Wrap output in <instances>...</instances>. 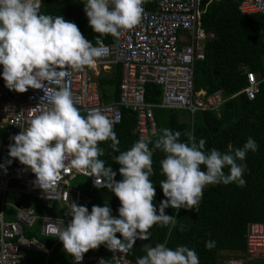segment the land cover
Instances as JSON below:
<instances>
[{
	"label": "clouds",
	"instance_id": "9594fccd",
	"mask_svg": "<svg viewBox=\"0 0 264 264\" xmlns=\"http://www.w3.org/2000/svg\"><path fill=\"white\" fill-rule=\"evenodd\" d=\"M145 2L83 0L89 27L99 34L93 45L75 23L62 15L41 13L39 0H0V78L8 90L17 93L42 90L41 100L49 105L46 110L39 106L32 109H39L38 114L11 138L9 157L29 168L35 176L34 185L44 192L70 168L94 177L95 186L102 182L120 202L118 215H113L109 204L93 205L89 211L85 205L72 203L71 221L59 231L58 240L74 264H81L85 253L101 245L113 253H128L137 240L150 239L149 230L154 225L175 226L177 219L165 214V209L198 208L209 185L245 186L247 165L243 162L247 153L258 149L249 137L241 148L230 147L223 153L214 148L206 150V140L197 142L193 134L185 133L187 142H182L180 132L163 128L153 134L155 139L142 136L130 149L121 151L113 122L101 109L81 115L64 83L66 77L71 72L95 68L98 59L109 51L103 38H119L138 25ZM49 85L56 87L49 92ZM109 140L112 151L119 153L113 159L120 165V181L115 179L117 172L99 159L105 153L98 145ZM156 151L164 155L160 188L166 198L158 209L150 179ZM205 247L212 249L215 241H206ZM142 248L145 255L138 257L136 264H200L196 251L184 245L173 249L165 241Z\"/></svg>",
	"mask_w": 264,
	"mask_h": 264
},
{
	"label": "trees",
	"instance_id": "16d2710c",
	"mask_svg": "<svg viewBox=\"0 0 264 264\" xmlns=\"http://www.w3.org/2000/svg\"><path fill=\"white\" fill-rule=\"evenodd\" d=\"M153 2L154 0H149L150 8L154 6ZM240 2L241 0H215L208 6L202 19L203 28L205 32L213 33L214 38L206 41L204 59L197 60L194 68L195 91H204L206 95L223 91L227 101L217 110L198 112L193 117L185 110L157 108L154 112L156 132H150L148 138L155 139L153 134L168 128L173 132H180L182 142H187L185 133L193 134L197 142L201 138L206 140V150L214 148L223 153L230 147L241 148L251 137L258 149L247 153L243 162L247 165L243 174L246 184L243 187L234 183L209 185L203 190L198 208L165 209V214L177 219L175 226L154 225L149 230V240H137L128 252V258L135 263L138 257L145 255L142 248L144 244L155 246L167 241L168 246L173 249L180 245L194 249L200 264H218L221 252L245 251L249 223L264 224V16L241 13ZM40 11L53 16L62 15L65 20L75 23L82 35L95 45L99 34L89 27L83 0H42ZM116 40L110 35L103 38L105 45L113 44ZM248 72L255 73L261 81L260 90L253 100L248 99L243 91L248 85ZM121 79V66L113 67L109 73L102 71L97 77L104 102L114 103L120 100ZM145 98L147 103L159 105L162 101L161 87L148 83ZM81 115L86 116L84 113ZM136 127V114L123 109L122 122L114 128L121 151L130 149L139 140ZM110 145V140L98 145L105 153L99 159L105 162L106 167L110 165L117 172L115 179L120 181V165L113 159L119 153L113 152ZM163 158V153H154V175L150 177L155 186L153 203L157 209L160 202L166 199L160 188V181L164 179L160 174V161ZM224 171L227 173L228 169ZM71 185L80 192L78 206L85 205L91 211L93 205L109 204L113 215H118L120 202L103 183L95 186L85 177H76ZM35 208L37 212L43 209L44 216L71 219V207L68 206L53 203L48 208L43 202L36 201ZM25 235L36 238L49 250L48 254H38L39 260H31L35 264H74L73 258L66 254L58 238H47L39 232L31 234L27 231ZM117 236L119 238V234ZM208 240L215 241V247L206 248ZM89 255L107 257L108 249L101 245L89 250L83 258Z\"/></svg>",
	"mask_w": 264,
	"mask_h": 264
},
{
	"label": "built area",
	"instance_id": "2783aa9c",
	"mask_svg": "<svg viewBox=\"0 0 264 264\" xmlns=\"http://www.w3.org/2000/svg\"><path fill=\"white\" fill-rule=\"evenodd\" d=\"M213 1L155 0L150 8L149 0H146L141 22L125 31L115 43L106 45L109 51L98 59L95 68L71 72L66 77L64 83L70 88L80 113L87 115L92 109H101L115 128L122 122L123 109L131 110L137 116L135 132L139 139L142 136L148 138L150 132H156V105L147 103L145 98L148 83L161 87L162 108L185 110L192 117L198 112L219 109L228 99L223 91L206 95L204 91L196 92L194 85L195 63L204 59L205 43L214 38L213 33L205 32L202 21ZM39 7H42V0H39ZM239 10L245 15L264 16V0H241ZM115 66L122 67L120 100L106 103L101 98L96 79L102 71ZM246 77L248 85L243 91L248 99L253 100L260 90L261 81L252 72H248ZM54 87L49 85L46 91L50 92ZM43 96L42 90L29 89L25 94L10 91L0 78V133L6 131L11 137L26 128L39 109L49 107L46 100H41ZM38 106L39 109L34 112L32 109ZM8 149L9 146L0 142V165L3 166L0 167V264H35L27 259L25 249L47 250L39 241L27 239L24 231L34 227L39 216L32 208L22 204L12 206L16 212L14 219L7 220L4 216L6 196L16 191L14 183L24 185L20 189L23 193L64 206L70 203L71 184L76 177H85L94 185L95 178L69 168L53 188L44 192L34 185L35 176L31 170L9 157ZM10 160L11 163H8ZM70 221L69 218L44 216L42 234L58 237L59 231ZM245 238L243 256L230 257L225 264L264 263V224L249 223ZM84 260L87 264H101V261H104L103 264H136L128 258V253L109 250L107 257L89 255Z\"/></svg>",
	"mask_w": 264,
	"mask_h": 264
},
{
	"label": "crops",
	"instance_id": "0c3cea01",
	"mask_svg": "<svg viewBox=\"0 0 264 264\" xmlns=\"http://www.w3.org/2000/svg\"><path fill=\"white\" fill-rule=\"evenodd\" d=\"M155 1V0H154ZM153 5H154V2H153ZM113 69V68H112ZM112 69H110L111 71H112ZM111 71H109V70H107V71H104V72H106V73H109V72H111ZM99 77V76H98ZM27 93V92H26ZM23 94H25V93H23ZM162 100V99H161ZM162 102V101H161ZM161 104V103H160ZM160 104L159 105H156V107H155V109H157V108H162V107H160ZM166 109V108H165ZM154 112H155V110H154ZM15 135H13V136H11V137H9L8 135H7V133H6V131H3L2 133H0V142L2 143V144H5L6 146H9L10 144H12L13 143V141H12V137H14ZM79 177H82V176H79ZM14 188L16 189V191H13V192H11V193H9L7 196H6V199H5V201H6V203H7V205H5V207H4V209H3V211H4V216H5V218L7 219V220H11V219H14L15 218V216H16V212H15V210H14V208L12 207V206H17V205H20V204H22V205H25V206H27V207H29V208H32L33 210H34V212L39 216V219L37 220V222H36V224L34 225V227H32V228H25V231L24 232H29V233H31V234H33L34 232L36 233V232H39L40 234H41V236H44L43 234H42V217H44V214L43 213H45L44 211H43V209H42V211L41 212H37V210H36V208H35V204H36V201H41V202H43V204H44V206L45 207H48V208H50L51 207V205L53 204V203H47L46 201H44V200H41V199H37V198H35L34 196H32V195H30V194H27V193H23L22 192V190H20V189H22L23 188V184L22 183H19V182H16V183H14ZM71 198H70V203L68 204V205H64V206H68V207H71V205H72V203L74 202L75 204H77L78 205V203H79V198H80V192L78 191V190H76V189H74L73 187H72V185H71ZM78 199V203L76 202V200ZM36 200V201H35ZM58 204V203H57ZM60 205V204H59ZM60 206H62V205H60ZM40 209V208H39ZM47 217H50V216H47ZM41 225V226H40ZM25 237L27 238V239H34V240H37L36 238H34V237H32V238H29V237H27L26 235H25ZM44 237H47V236H44ZM47 238H54V239H56V238H59V237H47ZM37 241H39V240H37ZM40 242V241H39ZM41 243V242H40ZM42 244V243H41ZM43 245V244H42ZM43 247L47 250V251H39V250H28V249H25V254H26V257H27V259L28 260H33L34 258H29L28 257V254L29 253H33V252H35V254H36V258L34 259V260H39L40 259V257L38 256V254H40V253H45V254H48L49 253V250L43 245ZM245 253V251L244 252H239V251H224V252H221V257H220V259H219V261H218V264H225V261L227 260V259H229L230 257H241V256H243V254ZM85 258H83L82 259V261H81V264H87L86 262H85V260H84Z\"/></svg>",
	"mask_w": 264,
	"mask_h": 264
},
{
	"label": "rangeland",
	"instance_id": "374dc122",
	"mask_svg": "<svg viewBox=\"0 0 264 264\" xmlns=\"http://www.w3.org/2000/svg\"><path fill=\"white\" fill-rule=\"evenodd\" d=\"M109 71H111V70H109ZM40 226H41V225H40ZM28 257H29L30 259H31V258H34V259H35V258H36V254H35V252H33V253H29V254H28ZM34 259H33V260H34Z\"/></svg>",
	"mask_w": 264,
	"mask_h": 264
}]
</instances>
